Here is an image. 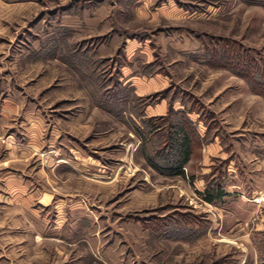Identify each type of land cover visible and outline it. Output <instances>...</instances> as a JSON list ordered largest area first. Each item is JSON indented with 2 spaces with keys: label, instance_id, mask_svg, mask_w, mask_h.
<instances>
[{
  "label": "rangeland",
  "instance_id": "obj_1",
  "mask_svg": "<svg viewBox=\"0 0 264 264\" xmlns=\"http://www.w3.org/2000/svg\"><path fill=\"white\" fill-rule=\"evenodd\" d=\"M232 160L264 168V0H0V177L47 192L28 226L0 186V264H255L250 194L201 195Z\"/></svg>",
  "mask_w": 264,
  "mask_h": 264
},
{
  "label": "crops",
  "instance_id": "obj_2",
  "mask_svg": "<svg viewBox=\"0 0 264 264\" xmlns=\"http://www.w3.org/2000/svg\"><path fill=\"white\" fill-rule=\"evenodd\" d=\"M37 124H39V122H37ZM37 124H35V127ZM29 125L30 126H28V128H26L25 126L23 130H24V134L27 131L26 135L31 136L32 134H30V132H31V129H33L32 127L34 125L33 124H29ZM54 152L56 154V151ZM208 152L214 153L215 149H208ZM27 156H29V152L27 150L17 152L15 149H10L7 152V157L5 160H8L10 164L19 163L22 161L21 160L22 158L27 157ZM233 161L234 160H232V162L230 163L231 166L229 165L226 170V175L228 179L225 182V184H223L224 189H225V195H226V189L236 190V193L238 194H241V193L244 194L246 192L247 194H250V197L254 195L255 193H257L258 191L264 190V168L263 170L257 167H254V168L243 167V169H238ZM63 163H66L69 165V163L66 160ZM46 168L49 169L51 167L46 166ZM15 170L17 169L14 167L8 168L7 170H4L2 172L4 173V175L0 177V186L5 187L6 189L5 192L7 196V201L6 203L4 202L7 208L4 211H7L13 215L12 217L7 216L6 219L10 218L13 221H19V222L23 221V225H25V223L28 222L27 224L28 226H30L31 221L37 218L32 209L33 200H35L38 204H41V205L46 203L47 192L43 191L42 193V187L40 186L39 196L36 198H33L32 193L29 190L30 187L32 186L33 180H31V178L27 177V175L25 174L21 175L20 171H15ZM261 175L263 176V179L260 182H257L256 178ZM224 198L225 197H223V199ZM253 213H254V216L252 218V223L249 227L250 229L249 232L250 233L254 232V235L264 234V206H260V207L257 206L256 209H254ZM1 214H3V212L2 213L0 212V219L1 218L3 219L5 215L1 217ZM22 227L25 228V226H22ZM23 231L25 230L23 229ZM248 249H249L248 251L251 252V248L248 247ZM252 251H253L254 258H255V264H258V261L260 258L259 256L256 255V250L253 249ZM247 256H248V253H247ZM260 264H264V254L262 255V258L260 259Z\"/></svg>",
  "mask_w": 264,
  "mask_h": 264
},
{
  "label": "trees",
  "instance_id": "obj_3",
  "mask_svg": "<svg viewBox=\"0 0 264 264\" xmlns=\"http://www.w3.org/2000/svg\"><path fill=\"white\" fill-rule=\"evenodd\" d=\"M251 88L253 90L257 89V87L252 86ZM171 152L172 153L170 154L169 158L170 160H167L166 164L163 165L165 169L163 172H166L169 175L185 177L184 168L193 156V152L192 140L181 128L177 135L172 139ZM157 169L161 171V167H157ZM218 180L216 182L214 181L213 183H210L209 186L205 188L204 192L201 193L204 201L208 203H214L220 200L225 195L224 185L223 183H221V181Z\"/></svg>",
  "mask_w": 264,
  "mask_h": 264
},
{
  "label": "built area",
  "instance_id": "obj_4",
  "mask_svg": "<svg viewBox=\"0 0 264 264\" xmlns=\"http://www.w3.org/2000/svg\"><path fill=\"white\" fill-rule=\"evenodd\" d=\"M249 201L258 207L264 206V190L258 191L257 193L252 195Z\"/></svg>",
  "mask_w": 264,
  "mask_h": 264
}]
</instances>
